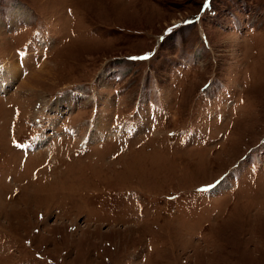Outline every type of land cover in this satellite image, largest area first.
<instances>
[{"label": "rangeland", "instance_id": "374dc122", "mask_svg": "<svg viewBox=\"0 0 264 264\" xmlns=\"http://www.w3.org/2000/svg\"><path fill=\"white\" fill-rule=\"evenodd\" d=\"M4 85L0 264H264V0H0Z\"/></svg>", "mask_w": 264, "mask_h": 264}, {"label": "bare ground", "instance_id": "6f19581e", "mask_svg": "<svg viewBox=\"0 0 264 264\" xmlns=\"http://www.w3.org/2000/svg\"><path fill=\"white\" fill-rule=\"evenodd\" d=\"M14 67V65H11L9 68L10 69H12ZM23 69V72L25 71V69H24V67L22 68ZM25 72H27V70L25 71ZM24 72V73H25ZM4 84V83H3ZM28 83H25V85H27ZM6 89V87H5V85L4 86H0V92L1 91H3V90H5ZM53 138V137H52ZM50 139V138H49ZM46 141H49V140H47V139H45V138H42L41 139V141H40V145H42V144H45L46 143V145L48 144V142H46Z\"/></svg>", "mask_w": 264, "mask_h": 264}]
</instances>
